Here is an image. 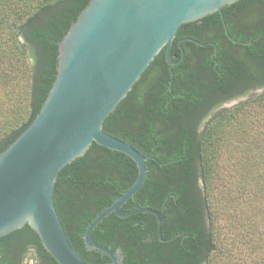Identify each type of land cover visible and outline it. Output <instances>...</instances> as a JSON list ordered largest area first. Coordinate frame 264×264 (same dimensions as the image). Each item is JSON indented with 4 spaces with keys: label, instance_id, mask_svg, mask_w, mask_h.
I'll list each match as a JSON object with an SVG mask.
<instances>
[{
    "label": "trees",
    "instance_id": "16d2710c",
    "mask_svg": "<svg viewBox=\"0 0 264 264\" xmlns=\"http://www.w3.org/2000/svg\"><path fill=\"white\" fill-rule=\"evenodd\" d=\"M89 1L0 0V80L7 93L16 91L9 96L19 106L14 116L0 119V153L41 110L56 79L58 43ZM222 11L236 41L222 40L228 35L220 11L183 23L172 46V59L179 61L182 57L178 45L181 36L189 34L194 39L182 42L185 54L173 65L171 88L166 48H163L103 123L106 132L151 155L148 164L162 162L168 169L179 165L186 175L196 168L199 174L209 227L203 237L196 233V241L171 251L172 264H187L188 259L195 257L201 264H264V144L256 128V123L260 122L264 130V109H260L259 116L260 111H253V103L248 101L223 109L197 133V127L215 108L212 104L228 94L233 83L247 86L237 97L247 94L252 84L264 88V0H239L224 5ZM202 29L213 32L206 33L204 38L200 34ZM195 39L203 43L213 39L218 50L214 52L215 45H202ZM2 48H12L17 54L16 61L10 51ZM229 76L234 78L233 82ZM15 95L18 97L14 98ZM257 99L264 100V95ZM251 113L256 114L254 119ZM224 157L244 160L248 174L253 167H258V177L250 179L243 174L239 183L242 187L245 179L255 183L253 196L248 187L245 191L252 200L262 203L260 221L255 220L259 207L252 203L247 216L242 214L245 187L239 192L227 191ZM250 159L256 160L254 166ZM136 176L137 166L129 156L96 142L83 156L59 171L53 195L56 210L71 244L90 264H107L110 258L88 250L82 235L94 218L132 185ZM162 184L160 177L149 175L123 209L140 206L161 209L164 201L159 202V199L166 197ZM212 193L217 195L216 205L212 202ZM233 198L236 200L231 201ZM229 207L235 213L229 212ZM157 236L158 220L154 214L146 212L126 217L112 212L92 233L95 241L114 251L121 247L127 264H142L138 255L142 249H147L148 253L143 257H147L144 262L163 264L159 256L161 249L144 241L146 237ZM182 238L176 237L170 243ZM136 244H142L139 245L142 249L136 248ZM10 245L34 246L40 264H59L28 224L0 237V264H7L4 248Z\"/></svg>",
    "mask_w": 264,
    "mask_h": 264
},
{
    "label": "water",
    "instance_id": "95a60500",
    "mask_svg": "<svg viewBox=\"0 0 264 264\" xmlns=\"http://www.w3.org/2000/svg\"><path fill=\"white\" fill-rule=\"evenodd\" d=\"M236 1L90 0L58 43L56 79L41 110L0 153V237L28 224L59 264H90L71 244L53 195L59 171L96 142L129 156L137 166V176L88 225L83 234L86 248L108 255L109 264H125L121 248L114 251L92 237L112 212L119 217L154 214L162 239L164 210L149 206L123 209L144 184L147 160L152 156L106 132L103 123L163 48L171 88L173 65L185 54L182 41L191 39H180L182 57L174 61L172 46L179 27L220 11L228 30L222 7Z\"/></svg>",
    "mask_w": 264,
    "mask_h": 264
},
{
    "label": "flooded vegetation",
    "instance_id": "af4514ba",
    "mask_svg": "<svg viewBox=\"0 0 264 264\" xmlns=\"http://www.w3.org/2000/svg\"><path fill=\"white\" fill-rule=\"evenodd\" d=\"M209 32H213V31L209 30L207 32V30L205 29L200 30V34L204 38L206 36V33L208 35ZM225 32L228 35V38L222 37V40L226 41V39L229 38L235 41L237 40L236 38L233 37L232 34H230L229 29L228 30L225 29ZM186 37L191 39H184L183 41H192V39H194V37L189 34L183 35L179 39ZM179 41H178V45H179ZM208 42H213L206 45H215L214 52H216L218 50V46L216 42H214L213 39H210V41ZM188 51L189 53H191L190 52L191 48H188ZM216 63L217 62H215V64ZM210 69L212 72L214 66L210 67ZM227 73L229 75H232V71L230 69H227ZM229 77L231 78V82H233L234 78L231 76ZM233 84L234 85L228 94L222 96V98L217 103L212 104L213 107L215 108L212 109V112L208 114L200 123V125L197 127V133L200 134L204 130L206 123L214 116L215 113L223 110L226 107L227 103H229V101H232L234 99L244 98L252 91H257L261 89V88H257L254 84H252V87L249 89V92H247V94L237 97V94L247 90V86H245L244 84L240 86H237L239 85L237 83L236 84L233 83ZM232 96L235 97H233L232 99ZM165 165H166L165 163L163 164L162 162H157V161L150 164L147 163V167H148L147 177L151 175L152 178L160 177L162 179L163 181L162 189L164 190V196L166 197L159 199V202L164 201L162 203L163 204L162 208L159 210L160 211L164 210L165 212V220L163 222L164 226H162V239L159 237V230H158L157 238L150 239V237H146L144 241L146 242L147 245H150L151 247H157L161 249L160 250L161 254L159 256L161 257L162 259L161 262H163V264H172L173 252L171 251H173L174 249L181 248L182 245L186 244L187 242L190 243L192 240L196 241L197 238L196 233H199L200 236L203 237L205 233H207V228L209 227V219H208L206 205L203 200L204 189L202 186V182L200 181L199 174L196 171V168L192 173L186 175L181 171L182 168L179 165L173 166L170 169L164 167ZM181 236L183 237L181 240H178L176 243H170V241H173L176 237H181ZM142 244H136L134 246L136 248H139V250H141L142 247L139 245ZM4 251L6 252L7 264H40V259L38 257V253L34 246L19 248V247H12L10 245L4 248ZM122 254L124 261L125 254L123 253V251ZM139 254L141 255L139 259L141 260L142 264H150L144 262V260H146L147 257L145 259L143 258L148 254L147 249L145 250L142 249L141 251H138V255ZM109 263H110V259L108 260L107 264ZM187 264H201V263L199 261V258L195 257L194 260L188 259Z\"/></svg>",
    "mask_w": 264,
    "mask_h": 264
},
{
    "label": "rangeland",
    "instance_id": "374dc122",
    "mask_svg": "<svg viewBox=\"0 0 264 264\" xmlns=\"http://www.w3.org/2000/svg\"><path fill=\"white\" fill-rule=\"evenodd\" d=\"M2 49H6L7 52H11L12 53V57L13 60L16 61V57L17 54L16 52L11 48V49H7V48H2ZM6 52V54H7ZM5 54L1 55L4 56ZM15 93L16 91L13 89L12 92L7 93L2 80H0V119L5 118L7 115H13L15 114V111H17V109H19V106L15 105L17 103H14L9 94L11 93ZM262 95H264V88H261L257 91H252L251 93H249L248 95H246L244 98L241 99H234L232 101H229V103H227L226 107L224 109H232L234 107L240 106L243 102H250V104L253 103V107L251 108L253 111L259 112L260 109H264V100H258L257 98L261 97ZM18 95H15L14 98H17ZM257 99V101H256ZM11 100V101H10ZM252 111V112H253ZM246 112V111H245ZM254 113V112H253ZM261 111L259 112V116H260ZM247 116V115H246ZM256 116V114L254 115ZM253 114L251 113V118L254 119ZM258 116V114H257ZM248 117V116H247ZM256 128L258 130H260V136H261V142L264 144V130H262V124L260 122L256 123ZM223 167H224V171L223 174L225 175L227 182H226V188L227 191L232 192V190L239 192L241 189L243 190L244 188V193H243V201H242V209L243 212L242 214H244V216L246 217L247 214L249 213V210H251L253 207L250 203H252L253 205H256L257 207H259V213L256 214L255 216V220L256 221H260L261 220V213H262V203L260 201L257 200H252L251 196L247 195V191L246 187H248L251 192H252V196L255 194V183H250V182H246V179L244 181V187L243 184L239 183L240 180V176L242 177L243 174L246 177L253 179L256 176L258 177V167H253V171L251 170V172L248 174V167L245 166V162L242 159H229L228 157L223 159ZM247 160V159H245ZM250 163L254 166V164L256 163V160L254 159H250ZM241 190V191H242ZM212 197H214V201L212 200V202H215L214 205H216L219 201H217V195H215L214 193H212ZM241 198V197H240ZM241 198V200H242ZM251 198V202H249L248 199ZM236 200V198L231 199V201ZM240 201V200H239ZM222 203V202H221ZM222 205V204H221ZM229 212H234V210H232L229 207ZM235 213V212H234ZM247 219V218H245ZM32 263V261H31Z\"/></svg>",
    "mask_w": 264,
    "mask_h": 264
}]
</instances>
